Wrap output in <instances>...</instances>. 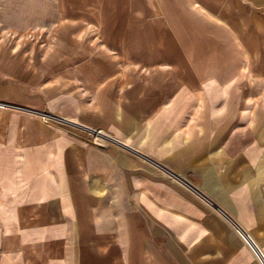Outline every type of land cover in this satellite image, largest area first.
<instances>
[{
  "label": "crops",
  "instance_id": "1",
  "mask_svg": "<svg viewBox=\"0 0 264 264\" xmlns=\"http://www.w3.org/2000/svg\"><path fill=\"white\" fill-rule=\"evenodd\" d=\"M0 103V264H257L264 0H0Z\"/></svg>",
  "mask_w": 264,
  "mask_h": 264
},
{
  "label": "built area",
  "instance_id": "2",
  "mask_svg": "<svg viewBox=\"0 0 264 264\" xmlns=\"http://www.w3.org/2000/svg\"><path fill=\"white\" fill-rule=\"evenodd\" d=\"M0 107H8V108H14L15 106H12V105H7V104H0ZM67 124H69V125H71L72 127H74L75 129H77V130H79L82 134H84L85 136H87V137H89V138H91V139H93V140H101V142H106L107 141V135L106 134H104V133H102V132H100V131H98V130H95V129H92V128H87V127H84V126H81V125H79V124H72V123H70V122H66ZM100 142V141H99ZM237 232H238V234L240 235V236H242L244 239H245V241L247 242V239H248V242L250 241H252L251 240V238H249V236H247V234H245V233H243L241 230H239V229H237ZM247 242V243H248ZM249 245L248 246H250V248L252 249V250H256L255 252L256 253H254L255 254V256L258 258V260L260 261V263L261 264H264V256L260 253V251H259V249L257 248V246L255 245V243L252 241V243L250 244V243H248ZM253 251V252H254ZM258 253V254H257Z\"/></svg>",
  "mask_w": 264,
  "mask_h": 264
},
{
  "label": "rangeland",
  "instance_id": "3",
  "mask_svg": "<svg viewBox=\"0 0 264 264\" xmlns=\"http://www.w3.org/2000/svg\"><path fill=\"white\" fill-rule=\"evenodd\" d=\"M236 61L237 60V57H236V55H233V54H230V61ZM0 104H7V103H0ZM7 105H11V104H7ZM12 106H14V105H12ZM1 109H12V108H8V107H0ZM62 122V121H61ZM64 125H68L70 128H72L73 130H75V128L74 127H72L71 125H69V124H67L65 121H63L62 122ZM77 132V131H76ZM87 137V136H86ZM88 139L91 141V142H94V143H97V144H99V145H101V144H104L105 142H99L98 140H93V139H91V138H89L88 137ZM247 246H248V244H247ZM257 246V248L259 249V251H260V253L264 256V249L259 245V244H257L256 245ZM248 248H250L249 246H248ZM250 250H252V249H250ZM254 256V258H255V260H256V262H257V264H259L260 262H259V260H258V258L255 256V254L253 255Z\"/></svg>",
  "mask_w": 264,
  "mask_h": 264
}]
</instances>
